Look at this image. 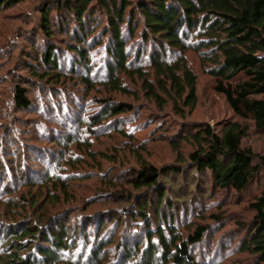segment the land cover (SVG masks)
I'll list each match as a JSON object with an SVG mask.
<instances>
[{
  "label": "trees",
  "instance_id": "1",
  "mask_svg": "<svg viewBox=\"0 0 264 264\" xmlns=\"http://www.w3.org/2000/svg\"><path fill=\"white\" fill-rule=\"evenodd\" d=\"M19 2L0 0V14ZM40 17L43 45L31 50L23 70L39 81L47 99L51 92L57 97L61 88L83 86L86 96L71 101V93L65 97L75 105L66 104V109L78 110L77 116L90 93L99 95L94 99L96 110L74 121L75 135L62 125L57 137L46 122L32 121L40 133L35 132L48 137L57 149L21 144L13 136L19 128L12 132L7 126L9 104L0 100V129L6 131L0 135V159L6 163L5 168L0 166V204L6 215L0 221V264H212L194 252L205 238L213 237L212 227L187 223L182 229L186 220L180 221V213L185 219L197 208L171 201L163 187L161 177L181 175L178 167L159 170L138 160L139 169L129 184L143 192L130 198L120 216H115L116 210L88 212L72 223L73 213L60 209L73 199V180L84 177L91 162L98 164L92 137L135 111L131 103L116 102L115 95L138 101L144 94L159 111L171 108L180 118L196 109L199 79L189 64V52L199 57L234 115L264 131L260 98L264 95V0H67L54 5L49 1ZM58 32L65 37L63 45ZM92 53L102 54L100 65ZM30 93L23 83L12 86L14 108L31 112ZM248 130L227 121L218 131L208 125L177 136L196 147L190 165L198 181L233 196H241L254 183L262 186L250 203L253 223L236 248L264 262V155L243 146ZM119 132L129 136L122 126ZM39 134L33 139L41 140ZM22 146L29 155H20ZM174 147L179 151L180 144ZM113 155L100 158L115 163ZM35 156H46L51 164L37 168L31 164ZM95 203L92 198L89 205ZM213 218L221 222V217Z\"/></svg>",
  "mask_w": 264,
  "mask_h": 264
},
{
  "label": "rangeland",
  "instance_id": "2",
  "mask_svg": "<svg viewBox=\"0 0 264 264\" xmlns=\"http://www.w3.org/2000/svg\"><path fill=\"white\" fill-rule=\"evenodd\" d=\"M49 1L54 5L55 1L67 0H20L16 7L6 9L0 14V81L3 83L0 87L2 94L0 100L9 104L11 120L7 126L12 132H16V128H19L21 134L17 132L13 136L21 140V144H33L34 146L37 144L57 149L58 146L51 144L47 140L48 137L39 134L40 132L31 125L32 121L46 122L53 131L52 134L57 137H60L59 132L62 125H67L70 134L75 135L77 132H75L74 121L78 117L83 118L96 110L94 99H96L97 93H90L86 104H84L83 113L77 116L78 110L66 109L68 108L66 104L70 106L71 102H66L65 97H69L68 95L71 93L72 96L68 99L71 101L73 97L72 100L76 99L75 96H86L87 91L83 86L78 89L61 88L57 90L59 92H57V97L51 92V98L47 99L40 88L39 81L33 79L28 71L23 70L31 50L35 46L43 45L40 35V16L42 7ZM52 15L54 16L53 11ZM103 15L100 11L97 17L101 19ZM64 38L58 32L57 40L60 45H63ZM187 57L191 68L199 79L196 109L193 112L187 111L186 117L180 118L171 108L164 112L159 111L158 107L146 99L144 94H140L138 101L126 96L115 95L116 102L131 103L134 105L135 111L130 115L120 117L116 123L114 120L113 123L102 128L98 135L92 137L93 149L99 155L98 164L91 162L85 168V176L73 180L71 184L74 193L73 199L62 206L60 211L69 210V213H73L70 219L72 223L78 221L81 214L88 212L106 214L110 210H116L115 216H120L121 210L129 207L130 198L143 192L137 191L129 184L132 175L139 169L138 162L140 160L154 165L159 170L175 166L183 171L181 175L167 173V178L161 177L169 199L185 208L190 204H194L197 208L195 215H189L185 219L180 213V221L186 220L181 228L186 227L187 223L195 225L202 223L211 226L214 232L213 237L205 238L203 244L196 247L194 250L196 256L203 259L204 262H212V264H264L254 257L241 254L236 248L239 239L248 232L253 223L255 213L250 209V203L260 193L259 189L262 186L254 183L241 196H233L212 189L210 183L202 179L198 181L194 178L196 173L193 170V165H190V155L196 151V147L193 143L182 142L183 137L177 136L181 133L182 136L188 132L193 133L208 125L218 131L221 125L227 121L239 122L249 129L243 140V146L252 149L256 155L260 156L264 155V131H259L252 122H245L237 118L226 98L216 91V81L204 72L199 57L193 52H189ZM101 58V53H92V59L96 60L98 65L102 63ZM98 70L99 68H97ZM99 73L102 77L101 69ZM19 82L25 84L31 92L30 98L34 104V109L31 112L18 110L12 104L11 87ZM260 98L264 99V95ZM121 126L129 136L126 137L119 132ZM71 127L74 128L72 131H70ZM4 130L3 127L0 129V135L6 132ZM36 133L41 135V140L33 139ZM175 143L180 144L179 151L175 149ZM22 147L24 149L25 146ZM28 153L26 149L20 151L22 157L30 154ZM105 153L114 154L115 163L102 160L100 157ZM45 157L40 159L35 156V161H32L31 164L37 165V168L45 169L51 164ZM15 161L17 164L19 159ZM85 161L90 160L86 158ZM0 164L5 168L6 163L1 159ZM261 182V185L264 186V178ZM107 189L108 194H105ZM92 198L96 199V203L91 206L89 202ZM132 204H134V200H132ZM0 214V221H4L6 215L2 204H0ZM214 216L221 217V222L217 223L213 220ZM126 226L128 227L127 223ZM184 229L186 230V228ZM220 246L223 248L221 249Z\"/></svg>",
  "mask_w": 264,
  "mask_h": 264
}]
</instances>
